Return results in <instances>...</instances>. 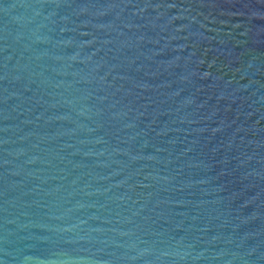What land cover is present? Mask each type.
<instances>
[{
  "label": "water",
  "instance_id": "water-1",
  "mask_svg": "<svg viewBox=\"0 0 264 264\" xmlns=\"http://www.w3.org/2000/svg\"><path fill=\"white\" fill-rule=\"evenodd\" d=\"M0 264H264V0H0Z\"/></svg>",
  "mask_w": 264,
  "mask_h": 264
}]
</instances>
